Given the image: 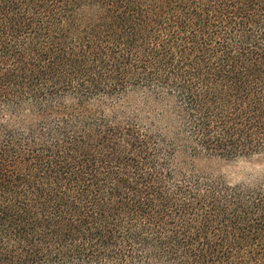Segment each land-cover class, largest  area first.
<instances>
[{
    "label": "trees",
    "instance_id": "trees-1",
    "mask_svg": "<svg viewBox=\"0 0 264 264\" xmlns=\"http://www.w3.org/2000/svg\"><path fill=\"white\" fill-rule=\"evenodd\" d=\"M264 0H0V264H264Z\"/></svg>",
    "mask_w": 264,
    "mask_h": 264
},
{
    "label": "rangeland",
    "instance_id": "rangeland-1",
    "mask_svg": "<svg viewBox=\"0 0 264 264\" xmlns=\"http://www.w3.org/2000/svg\"><path fill=\"white\" fill-rule=\"evenodd\" d=\"M198 166L231 183H255L264 179V154L232 160L199 158Z\"/></svg>",
    "mask_w": 264,
    "mask_h": 264
}]
</instances>
